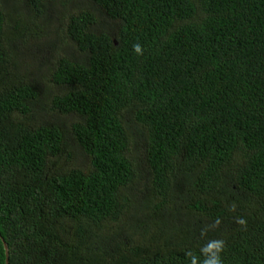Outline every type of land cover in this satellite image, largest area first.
<instances>
[{
	"label": "trees",
	"instance_id": "16d2710c",
	"mask_svg": "<svg viewBox=\"0 0 264 264\" xmlns=\"http://www.w3.org/2000/svg\"><path fill=\"white\" fill-rule=\"evenodd\" d=\"M4 242L264 264V0H0Z\"/></svg>",
	"mask_w": 264,
	"mask_h": 264
},
{
	"label": "clouds",
	"instance_id": "9594fccd",
	"mask_svg": "<svg viewBox=\"0 0 264 264\" xmlns=\"http://www.w3.org/2000/svg\"><path fill=\"white\" fill-rule=\"evenodd\" d=\"M134 47L137 53L141 52V46L139 44H136ZM205 264H220V261L218 257H214L213 259L206 261Z\"/></svg>",
	"mask_w": 264,
	"mask_h": 264
},
{
	"label": "water",
	"instance_id": "95a60500",
	"mask_svg": "<svg viewBox=\"0 0 264 264\" xmlns=\"http://www.w3.org/2000/svg\"><path fill=\"white\" fill-rule=\"evenodd\" d=\"M5 250H6V257H7V264H9V247L6 242H4Z\"/></svg>",
	"mask_w": 264,
	"mask_h": 264
},
{
	"label": "rangeland",
	"instance_id": "374dc122",
	"mask_svg": "<svg viewBox=\"0 0 264 264\" xmlns=\"http://www.w3.org/2000/svg\"><path fill=\"white\" fill-rule=\"evenodd\" d=\"M18 2H19V3H22V2H20V1H18ZM37 42H38V41H37ZM136 193L138 194L139 192L136 191ZM136 193H135V191L132 192L133 195H136ZM155 217H156V215H155ZM170 234H171V233H170Z\"/></svg>",
	"mask_w": 264,
	"mask_h": 264
}]
</instances>
